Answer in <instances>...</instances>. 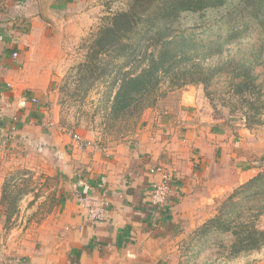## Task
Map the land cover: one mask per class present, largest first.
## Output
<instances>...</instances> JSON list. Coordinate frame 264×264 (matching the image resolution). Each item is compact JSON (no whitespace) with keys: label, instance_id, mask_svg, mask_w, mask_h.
Returning <instances> with one entry per match:
<instances>
[{"label":"rangeland","instance_id":"rangeland-1","mask_svg":"<svg viewBox=\"0 0 264 264\" xmlns=\"http://www.w3.org/2000/svg\"><path fill=\"white\" fill-rule=\"evenodd\" d=\"M128 1L36 0L41 12L43 6L47 10L66 3L67 8H52L55 10L52 19L41 14L49 28L56 30H52L54 40H48L47 46H43L47 56L42 55L34 62L32 58L24 73V79L33 81L39 94L34 104L48 108L47 114L38 115L33 122V128L39 127V132L46 134L45 140L41 136L31 138L28 134L14 140L15 135H11V139L0 144V160L6 166L0 185V215L7 232L15 229L25 235L30 210H33L32 218L33 214H39L38 209L42 210L38 221L41 223L45 213L51 214L57 209L60 192L69 179L60 169L61 158L65 157L59 154L61 148L56 143L71 157L74 150L87 158L99 150L105 162L112 163V151L118 150L122 143L138 142L145 131L162 135L168 126L179 127L188 119L196 118L204 123L211 120L240 123L249 129L264 128V10L259 19L247 13L238 16L240 20L237 18L236 23L241 34L232 39L235 29L219 20L225 15L224 22H228L229 13L239 11L240 7L236 6L241 0H231L222 11L208 12L204 19L197 14L182 16L179 27L181 32H191L205 22L215 26L207 35L211 39L216 40L221 34L232 39V44L224 47V54L206 62L222 71L208 84L172 88L167 80L160 86L164 97L144 111L135 129L126 130L122 133L124 136L115 130L109 131L104 124L102 104L104 92L111 90L108 80H94L87 87L77 82L88 60V45L110 17L127 8ZM242 8L246 12L245 3ZM31 31L32 28L29 33ZM130 70L131 65L125 66L122 74ZM118 88L117 85L112 89L111 101ZM185 130L187 128L180 129L181 138ZM49 139L55 142L50 143ZM155 166L149 168L150 174ZM160 167L172 180L165 166ZM213 173L211 177H197L178 199L180 207L174 217L176 223L169 232L172 236L165 249V264H264V167L242 185H238L231 172H223L225 177L220 172L219 175ZM160 178L159 175L151 186ZM82 194L83 199L77 194L75 199L84 210H87L85 201L88 198L102 202V198ZM259 240L260 249H253V244Z\"/></svg>","mask_w":264,"mask_h":264},{"label":"crops","instance_id":"crops-1","mask_svg":"<svg viewBox=\"0 0 264 264\" xmlns=\"http://www.w3.org/2000/svg\"><path fill=\"white\" fill-rule=\"evenodd\" d=\"M53 6L56 10L67 8L66 3ZM52 8L43 6L41 12L36 0H0V144L11 135L14 140L26 134L45 140L46 134L33 128V122L38 115L47 114L48 108L34 104L39 94L33 81L24 79V73L32 58L34 62L47 56L43 46L54 40L56 30L41 18V14L54 18ZM203 121L185 120L179 127L168 126L162 135L145 131L138 142L122 143L123 147L112 151V163L105 162L99 150L89 158L74 150L71 157L56 143L65 157L60 169L69 179L60 192V203L55 212L44 214L41 223L42 210L33 218V210L28 211L25 235L15 229L7 232L0 215V264H165L169 232L180 207L178 199L189 184L205 175L211 177L213 172L225 177V172L242 185L264 167V128ZM182 128H187L183 138L179 135ZM155 165L165 166L172 176V197L163 207L150 201L151 182L158 177L148 170ZM0 170L1 185L6 173L2 160ZM80 192L105 199L103 222L88 221L87 210L76 203Z\"/></svg>","mask_w":264,"mask_h":264},{"label":"trees","instance_id":"trees-1","mask_svg":"<svg viewBox=\"0 0 264 264\" xmlns=\"http://www.w3.org/2000/svg\"><path fill=\"white\" fill-rule=\"evenodd\" d=\"M230 1L129 0L125 10L109 18L88 45V60L77 82L87 87L94 80H108L111 90L104 92L102 104L104 124L109 131L124 136L126 130L135 129L144 111L164 97L160 86L167 80L172 88L208 84L222 71L206 62L224 54V47L239 37L238 16L247 13L259 19L264 0H241L236 6L239 11H231L228 22H224L225 15L220 17V21L235 29L232 39L223 34L211 39L207 35L215 26L205 22L191 32H181L179 27L182 16L197 14L204 19L208 12L222 11ZM244 3L246 12L242 8ZM128 65L131 70L122 74L123 67ZM117 85L111 101L112 89ZM252 248L260 249V240Z\"/></svg>","mask_w":264,"mask_h":264},{"label":"built area","instance_id":"built-area-1","mask_svg":"<svg viewBox=\"0 0 264 264\" xmlns=\"http://www.w3.org/2000/svg\"><path fill=\"white\" fill-rule=\"evenodd\" d=\"M18 57V53H14V58ZM34 103H37V100H33ZM151 174L156 175L157 177L160 175V180L156 181L152 184L150 188V201L151 204L155 207H163L170 199V194L172 193V186L171 181L169 180L167 175L164 174L163 169L160 166H155L151 169ZM82 192L79 193L80 199ZM88 195V194H87ZM90 199V198H88ZM86 200L85 207L87 209L88 220L92 224L101 223L106 219V206L107 203L104 201L105 199L102 198V202L96 200Z\"/></svg>","mask_w":264,"mask_h":264}]
</instances>
